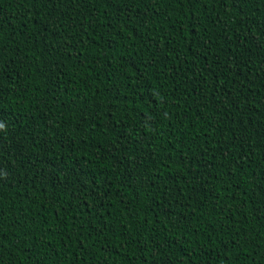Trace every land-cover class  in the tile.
<instances>
[{
	"label": "trees",
	"instance_id": "obj_1",
	"mask_svg": "<svg viewBox=\"0 0 264 264\" xmlns=\"http://www.w3.org/2000/svg\"><path fill=\"white\" fill-rule=\"evenodd\" d=\"M0 264H264V0H0Z\"/></svg>",
	"mask_w": 264,
	"mask_h": 264
},
{
	"label": "snow or ice",
	"instance_id": "obj_2",
	"mask_svg": "<svg viewBox=\"0 0 264 264\" xmlns=\"http://www.w3.org/2000/svg\"><path fill=\"white\" fill-rule=\"evenodd\" d=\"M236 3V0H233V4H235Z\"/></svg>",
	"mask_w": 264,
	"mask_h": 264
}]
</instances>
